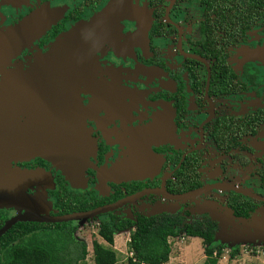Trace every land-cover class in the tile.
<instances>
[{"label":"flooded vegetation","instance_id":"flooded-vegetation-1","mask_svg":"<svg viewBox=\"0 0 264 264\" xmlns=\"http://www.w3.org/2000/svg\"><path fill=\"white\" fill-rule=\"evenodd\" d=\"M64 6L61 16L51 17L50 12ZM110 6H116V15L96 16ZM36 13L37 21L48 24L41 26L40 40L27 43L28 24ZM112 17L111 34L104 38L103 28ZM94 18L101 20L94 27L101 35L91 74L94 87L80 95L87 108L82 119L84 115L96 146L90 163L69 181L50 157L15 161L9 137L5 162L0 163V229L27 213L26 205L14 208L17 188L40 198L41 217L111 207L67 226L94 232L114 221L122 227L116 235L129 237L141 222L157 218L176 221L177 239L195 223L214 226L217 237L221 227L210 217L213 206L234 209L238 218L250 206L251 214L264 206L245 193L264 198V0H0V40L10 29L4 39L11 38L12 44L16 38L18 47L0 67V80L3 72L25 74L56 56L53 47L79 23H98ZM24 22L25 27L18 26ZM77 66L86 63L81 59ZM72 71L64 76L70 81ZM100 89L109 97L104 104L96 100ZM20 108L21 102L13 99L9 114L15 109L21 127L25 119ZM0 114L1 143L7 142L1 126L13 125ZM14 169L30 172L32 178L21 181ZM190 182L199 185L181 191ZM201 189L198 196L180 201L161 192L183 195ZM148 191L153 193L142 195Z\"/></svg>","mask_w":264,"mask_h":264},{"label":"water","instance_id":"water-1","mask_svg":"<svg viewBox=\"0 0 264 264\" xmlns=\"http://www.w3.org/2000/svg\"><path fill=\"white\" fill-rule=\"evenodd\" d=\"M114 9H116V6H110V8L108 7L106 9L108 11L96 16L106 17L109 11L115 13ZM93 20L99 22V19L94 18ZM141 21H144L143 17ZM96 24L98 23L93 21L79 23L53 47V50H58L56 56H48L44 62L37 67H33L32 71H28L25 74L20 70L3 72V82L0 83V112L3 113L4 121L7 118L10 123V117L13 127H11V130L9 124L6 122L1 126L5 128L1 133L4 136H1L7 139V142L2 141L0 143V163L5 162L4 149L9 145V137L13 136L14 148L9 152H13L15 161L27 159L32 156H42L47 159L50 157L48 160L57 169L61 170L69 181H73L85 171L90 163V155L96 146L85 128L84 115L82 119V114H85L87 108L81 104L82 98L80 95L83 90H89L94 87L93 76L91 75L92 71L90 69L91 64L87 61L86 56L94 54V51H90L89 48H96V45L100 41L98 39H100L101 35H97L96 30L95 33L93 32ZM25 25L26 23H24V27ZM103 30L106 35L107 31L104 28ZM76 40L80 42L77 45L81 44L84 48L83 54L85 57L82 53H78L79 47L74 42ZM95 41L96 43H94ZM15 47L16 38L12 39V44L11 38L3 39L0 43V67L6 62V59L15 56L14 54L18 48L16 47L15 49ZM81 59H83V64L86 63V67L77 66ZM71 70L73 71L72 80L70 81V77L65 78L64 76ZM99 91L100 93H97L98 99L96 100L100 104H104L109 98L107 96L108 94L101 89ZM8 98L11 101L7 100ZM12 98L15 102H21L20 110L23 112L25 119V123L23 122V124L22 121L17 122L22 124L21 127L15 122L16 120L20 121V117L15 113V109H13V116L12 113L9 114L11 110L9 106L13 101ZM73 117L78 119L79 122L76 125L75 119V124L73 123L75 126H72L71 120ZM14 175L19 176L18 178L21 181L23 178L26 180L32 178L30 172H25L20 169H14ZM15 181H17V178ZM18 191L21 193H18ZM203 191L201 189L183 195H170L163 190L161 192L168 199L180 201L194 198ZM13 193L14 208L19 209V207L22 208V206L24 207L26 205L24 208L27 213L18 215L3 226L0 229V238L13 225L20 221H33L38 223L88 221L111 209V207H106L86 213L41 217L37 211V205L40 204V198L38 196L29 197L24 193V190H19L18 188ZM149 193L153 192H144L142 195ZM154 193L161 194L158 191ZM245 193L252 198L264 201V198L258 195L250 192ZM211 210H213L210 211L212 218L218 221L221 227L216 240H219L228 250H232L238 245L252 247L264 246V210L256 211L249 218H238L230 210L218 209L215 206Z\"/></svg>","mask_w":264,"mask_h":264},{"label":"trees","instance_id":"trees-1","mask_svg":"<svg viewBox=\"0 0 264 264\" xmlns=\"http://www.w3.org/2000/svg\"><path fill=\"white\" fill-rule=\"evenodd\" d=\"M197 176L194 174L191 177L197 178ZM198 185L192 182L188 186L184 184L181 191ZM249 208L247 212L245 211L248 214H243L244 218L252 215L253 209L251 206ZM230 211L236 216L234 209ZM210 217L216 221L212 216ZM200 224L195 223L190 226L186 236L202 239L206 260L201 264H218L226 248L223 244L215 242L216 228L214 226L204 228ZM67 225L68 223L31 222L14 226L0 238V264H87L89 251L81 238V233L68 228ZM72 231L80 235L75 237ZM120 231L122 227L114 221L105 222L97 228V231L94 230L95 235L90 236L94 264H118L114 239L116 233ZM180 233L176 228V221L157 218L145 223L141 222L135 232L131 233L127 243L129 252L132 254V257L127 258V264H167L172 251L170 240L177 239ZM250 249H257V247H250ZM239 255L240 247L230 250V261H234Z\"/></svg>","mask_w":264,"mask_h":264},{"label":"rangeland","instance_id":"rangeland-1","mask_svg":"<svg viewBox=\"0 0 264 264\" xmlns=\"http://www.w3.org/2000/svg\"><path fill=\"white\" fill-rule=\"evenodd\" d=\"M48 10H53V8L51 6H48L47 8ZM56 10L58 13L56 12H50L51 13V17H53L54 15H56L54 17L57 18L58 16H61V14L64 12L65 10V6L64 7H56ZM138 11H140L139 9H137ZM40 18L38 16V14H34V16H32L30 19H32V21L28 24V42L27 43H31L35 40H40L43 36L42 30L45 28H41L42 25H46L48 24L47 21H37L36 19ZM39 20V19H38ZM25 23V22H24ZM24 23L19 24L20 25H24ZM17 26V27H18ZM35 26H38L37 29H34ZM11 26H9L8 28H10ZM12 30V29H11ZM42 33H41V32ZM10 32V29L7 31V33ZM7 33H2V37L0 41H3V39L5 38ZM37 33H41V34H37ZM80 43V42H78ZM79 48V52L78 53H84V48L82 47V45H76ZM33 46H28V50L32 51L33 50ZM83 48V49H80ZM86 49V48H85ZM94 55V54H93ZM83 56L85 57V55L83 54ZM96 64L95 62H92V65ZM92 73L94 72V69L91 70ZM90 71V73H91ZM3 80H0V83H2ZM88 91V89H86V92ZM96 95V94H95ZM81 233V238L86 242L87 247H88V257H87V264H94L93 262V257H92V245H91V240H90V236H94V232L93 230H86L84 229L83 231H79ZM116 243L117 244H121L122 245V250L123 253L117 251V256H118V264H127V258L131 256V252H129V249L127 247V243L130 240V237L126 234H122L118 237H116ZM119 243H118V242ZM170 244H171V254H170V259L169 262L167 264H201L206 260V256L204 253V245H203V241L200 238H190V237H181L179 239H171L170 240ZM120 245V246H121ZM115 246V245H114ZM119 246V245H117ZM261 250V248H259ZM255 250V249H252ZM221 263L220 264H264V257L262 256H253L250 249H246V248H240V255L238 256V261L234 260V261H230V257H229V250L226 249L224 251L223 257L221 258Z\"/></svg>","mask_w":264,"mask_h":264},{"label":"crops","instance_id":"crops-1","mask_svg":"<svg viewBox=\"0 0 264 264\" xmlns=\"http://www.w3.org/2000/svg\"><path fill=\"white\" fill-rule=\"evenodd\" d=\"M115 10V9H114ZM113 19V20H112ZM112 21L111 22H107L108 23V27H106V30H107V33H106V35L105 34H103L104 36V38H107V37H109L110 36V34L111 33H109V31H112V25L113 24H111L114 20H116L114 17H112ZM101 21V20H100ZM100 21L98 22V24H96L97 26L99 25V23H100ZM102 27V26H101ZM92 32V31H91ZM93 32L95 33V29L93 28ZM103 32H105L104 30H103ZM103 32H101V33H103ZM100 33V32H99ZM96 34H97V32H96ZM90 49V51H94V55H90V56H86V58H87V61H89L90 62V64H92V62H95L96 63V61H97V52L98 51H100V49H97V47L96 48H89ZM95 65V64H94ZM94 65H92V67H91V70L92 69H94ZM81 104H82V101H81ZM258 210H264V206H262L261 208H259ZM257 210V211H258ZM118 236H120V235H115V239L117 240V238L116 237H118ZM114 239V248L117 250V251H119V252H121V253H123V250H122V245L121 244H123V243H121L120 242V244H117L116 243V240ZM118 242V241H117ZM119 243V242H118ZM117 245H119V246H117ZM121 245V246H120ZM237 247H240V248H246V249H250V247H252V246H244V245H238ZM262 247H264V246H260V248H262ZM226 248V247H225ZM258 249H259V247H257ZM227 249V248H226ZM252 249H250V251H251ZM253 255V254H252ZM254 256V255H253ZM236 261H238V258L237 259H235ZM221 261L222 260H219V263L218 264H220L221 263Z\"/></svg>","mask_w":264,"mask_h":264},{"label":"built area","instance_id":"built-area-1","mask_svg":"<svg viewBox=\"0 0 264 264\" xmlns=\"http://www.w3.org/2000/svg\"><path fill=\"white\" fill-rule=\"evenodd\" d=\"M251 253L254 255V256H262L264 257V249H258V250H251ZM131 257H132V254H131Z\"/></svg>","mask_w":264,"mask_h":264},{"label":"clouds","instance_id":"clouds-1","mask_svg":"<svg viewBox=\"0 0 264 264\" xmlns=\"http://www.w3.org/2000/svg\"><path fill=\"white\" fill-rule=\"evenodd\" d=\"M255 250H258V248L257 249H255ZM230 251V250H229Z\"/></svg>","mask_w":264,"mask_h":264}]
</instances>
